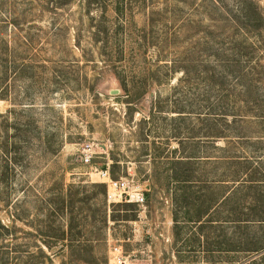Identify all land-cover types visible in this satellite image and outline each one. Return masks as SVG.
I'll return each mask as SVG.
<instances>
[{
  "label": "rangeland",
  "instance_id": "374dc122",
  "mask_svg": "<svg viewBox=\"0 0 264 264\" xmlns=\"http://www.w3.org/2000/svg\"><path fill=\"white\" fill-rule=\"evenodd\" d=\"M250 2L0 0V264H116L114 247L126 264H264L233 250L263 246L264 225L216 210L231 157L264 177V28H233ZM95 168L145 205H109Z\"/></svg>",
  "mask_w": 264,
  "mask_h": 264
},
{
  "label": "trees",
  "instance_id": "16d2710c",
  "mask_svg": "<svg viewBox=\"0 0 264 264\" xmlns=\"http://www.w3.org/2000/svg\"><path fill=\"white\" fill-rule=\"evenodd\" d=\"M257 0H251L249 5L245 3L237 10L235 18L233 20V28L237 30L244 31L248 28L252 27L255 31H263L264 28V15L260 11V6ZM229 66V65H228ZM245 77L244 75H240L239 78L242 79ZM234 115H232L233 121L232 125L230 124L231 129H235L237 125L243 129L249 127L252 122L246 118V115H242V111L237 110L234 111ZM238 112V113H237ZM235 127V128H232ZM216 138H221L224 136H215ZM251 138H248L249 141ZM259 141V140H258ZM222 151H226L221 148ZM231 165L234 169L228 171V175L225 179L222 180V183H225L228 190V197L220 203V205L216 204V210L222 213L227 207L232 210L230 213L229 222L238 227V229H250L252 232H256L262 225H264V195H261L262 185L264 183L262 163L259 160L258 156H237L234 155L230 158ZM115 168V164L112 169ZM111 169V170H112ZM113 177L112 171H110ZM222 185V184H220ZM97 186V185H95ZM105 186V185H104ZM101 187V186H97ZM107 189L106 186L103 190V195L106 198ZM106 200V199H105ZM218 205V206H217ZM208 212L202 213L199 215V223L210 225L214 221L205 220ZM205 220V221H204ZM247 236L238 237L240 240H246ZM259 238L258 235L252 236V239ZM264 238V237H263ZM234 242H236L234 240ZM243 245V243H242ZM240 245H233V250L236 248L244 249L249 248L252 251H260L264 249L263 246L252 245L249 247H243ZM259 248V249H258ZM257 249V250H256ZM237 251V250H235Z\"/></svg>",
  "mask_w": 264,
  "mask_h": 264
},
{
  "label": "built area",
  "instance_id": "2783aa9c",
  "mask_svg": "<svg viewBox=\"0 0 264 264\" xmlns=\"http://www.w3.org/2000/svg\"><path fill=\"white\" fill-rule=\"evenodd\" d=\"M100 153L101 151L94 145H85L83 150V162L85 164H90ZM93 172L99 177V182L107 188L106 200L109 205L123 202L137 204L139 206L145 205L146 197L143 188L133 179H114L108 168L102 170L95 168ZM110 256L112 261L116 264H126L128 260L121 247H114L110 252Z\"/></svg>",
  "mask_w": 264,
  "mask_h": 264
}]
</instances>
